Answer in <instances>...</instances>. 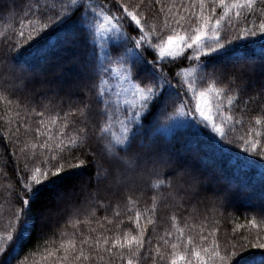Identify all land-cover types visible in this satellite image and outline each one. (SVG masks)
<instances>
[{"label": "snow or ice", "instance_id": "6c2138e0", "mask_svg": "<svg viewBox=\"0 0 264 264\" xmlns=\"http://www.w3.org/2000/svg\"><path fill=\"white\" fill-rule=\"evenodd\" d=\"M257 4L261 5L258 10ZM57 6L58 11L55 10ZM40 7L39 4L36 5L37 10ZM43 8L50 14L46 15L42 11V18L35 25L29 20L27 29L21 21L20 30L16 33L19 39L14 43L10 37L5 40L9 51L0 54V68L5 64H9V67L4 79L0 80V101L20 107L8 97L15 91L27 89L34 79L25 65L11 62L10 53L15 51L19 54L25 45L43 35L46 30L59 29L58 43L67 46L83 44L85 49L79 60L81 74L69 83L67 94L78 92L85 97L95 98V111L100 119L93 124V129L100 151L107 161L103 177L111 176L117 189L120 186L133 187L137 180L145 177L151 180L150 186L154 190L168 189L166 193L159 192L152 197L150 209H145L143 213L136 211L135 234L132 231H124L123 234L117 231L114 238L103 232L93 236L91 233H96L97 229L91 228L88 235L73 234V238L66 244L61 243L62 256L58 251H49L48 256L57 257L55 264H94V261L113 264L117 260L119 264H143V260L149 257L151 264H162L165 260L167 264H238L247 254L244 245L234 244L231 246V253L221 255L216 239L208 243L209 236H215L217 229L213 227L207 235L204 234L207 218L200 226L197 243L193 235H186V232L191 233L196 228V225L188 222L191 217L181 218L174 213L171 216L172 230H166L164 235L156 238L154 252L151 248L146 249V245L151 244L146 237V230L148 225L154 223L158 199L171 200L178 212L184 208L185 203L191 204L197 200L209 185L216 182V177L206 170L191 168L172 143H162L158 134L171 132L176 128H199L203 124L205 128L211 129L214 138H218V145H231L235 142L243 153L264 161V133L260 131L264 128V115L255 116L254 126H250L244 135L229 139V133L237 131L235 125L244 124L243 115L237 119L231 114L237 95L247 91L251 77L257 70L264 75V48L258 56L249 57L240 55L232 49V45L237 40L264 39V0H179V3L176 0H136L135 3L130 0H104L102 3H97L96 0H54L46 2ZM31 11L30 7L29 12ZM245 13L257 15L258 25L239 28L241 18L247 20ZM27 15L28 13L25 14L26 17ZM222 28L226 31L237 30L236 35L225 39L221 35ZM128 30L136 34L129 35ZM149 49L155 53L156 59H147L145 52ZM187 49L195 53L196 65L181 68L175 77L166 73L163 62L167 60L173 63L177 58H183ZM230 49L233 57L231 67L212 62L214 56L227 55ZM187 59L191 61L192 57ZM257 60L260 61L259 65ZM112 64L120 66L123 72L120 80L128 85L116 93L117 99L121 93L125 96L130 94L131 98L124 101L128 105L124 109L119 105L113 108L106 98L111 91L105 87L107 77L115 71ZM181 75L182 80L173 84V79ZM57 87L58 90H63L62 86ZM189 92L195 101L194 109L182 99V96L188 97ZM249 100L260 102L264 112V84L259 88L258 96L249 97ZM177 102L179 107H176ZM248 102L244 103L247 105ZM81 103L82 107L65 112L63 118L59 115L51 116L47 123L44 119L39 120L40 126L35 128L37 142L23 141L20 151L26 159L29 158V148L33 162L37 161L38 155L43 158L33 168H29L28 163L24 165L29 174L22 178V189L17 194L21 206L13 212L14 222L10 220L6 226L10 230L0 233V257H3L0 264H10L9 249L28 233L32 206L41 198L45 189L50 185L55 186L66 177L78 176L90 164L96 166V181L102 179L101 161L95 154L91 161L82 158L87 156L82 149L88 146L87 126L94 109L90 100H82ZM169 105L175 111L167 114L164 124H158L156 115L166 114ZM31 111L40 117L45 114L35 107ZM76 113L84 117L80 121L82 126L78 131L69 132L68 117ZM121 114L123 118L118 119ZM15 115L20 117L19 112ZM178 117L184 119H177ZM114 120L120 125L119 135L110 133ZM24 128V135H29L31 127L25 124ZM10 135L17 137V144L21 143L19 127ZM43 135L47 139L39 142V137ZM83 187L84 185H79L80 190ZM77 194L78 187L73 183L58 188L54 198L59 204L62 200L75 198ZM129 203L135 202L129 198ZM92 215H95L94 211ZM115 215L119 216L120 213ZM142 215H148L143 225L140 223ZM128 219L131 220L132 217L129 216ZM181 219L183 227L180 226ZM103 220L112 223L107 216ZM91 222L87 219L85 221L89 224ZM76 223L79 224L80 221ZM96 223L100 229H105L100 220H96ZM250 223L256 227L255 220ZM116 228L119 229L120 224ZM161 242L165 249L170 247L171 251H162ZM250 247L264 250V241L258 240L251 243ZM247 264H264V255L253 257Z\"/></svg>", "mask_w": 264, "mask_h": 264}, {"label": "trees", "instance_id": "16d2710c", "mask_svg": "<svg viewBox=\"0 0 264 264\" xmlns=\"http://www.w3.org/2000/svg\"><path fill=\"white\" fill-rule=\"evenodd\" d=\"M46 2L51 3L54 0H0V33H3L0 36V54L9 51L5 43L7 38L10 37L12 43L19 39L16 33L20 30L21 21L27 29L29 20L35 25V22L42 18V11L46 15L50 14L43 8ZM96 2L102 3L104 0H96ZM130 2L135 3L136 0H130ZM176 2L179 3V0ZM37 4L41 6L40 10H37ZM30 7L31 12H29ZM256 7L258 10L261 5L257 4ZM158 8L159 6L156 10ZM55 10H59L58 6ZM26 13H28L27 17L25 16ZM232 15L234 16V13ZM245 15L247 20L241 18L238 22L239 28L252 27L253 24L258 25L257 15L248 13ZM160 20L162 22L163 17ZM128 31L129 35L136 34L131 30ZM236 31L234 29L226 31L225 28H222L221 35L225 39H230L236 35ZM58 32L59 29L46 30L43 35L37 36L31 43L25 45L19 54L15 51L10 53L11 62L16 65H25L34 79L27 89L15 91L8 97V99L18 103L20 107H16L15 104L9 105L7 101H0V233L10 230L6 226L10 220L14 222L13 212L21 206L17 194L22 189V178H26L29 174L25 171V163L29 164V168H33L38 165L39 159L43 158L38 155L37 161L33 162L30 158V148L27 150L28 159L20 151L23 141L37 142L35 128L40 126L39 120L44 119L47 123L51 116L59 115L63 118L65 112H71L76 107H82V100H90L94 111L91 113L90 122L87 126L89 132L88 146L82 149L83 152L87 153V156L82 158L91 161L93 154H95L96 158L101 161L102 179L99 182L96 181V166L90 164L78 176L66 177L63 181L57 182L55 186L50 185L49 188L45 189L41 198L32 206L31 225L28 233L14 247L9 249L10 264H55L57 257L55 255L48 256V252L53 251L55 253L58 251L59 255L62 256L61 243L66 244L69 239L73 238V234L76 236H80L81 233L88 235L91 228L97 229L96 233H91L93 236L103 232L104 235L114 238L117 231L121 234L124 231H132L135 234L136 211L139 210L143 213L145 209H150L153 203L152 197L158 195L159 192L166 193L168 191L167 188L154 190L150 186L151 180L147 177L141 180L142 183L139 180L136 181L133 188L120 186L114 192L109 190V185L114 183L111 176L103 177L107 161L100 151V145L95 139L93 129V124H96L100 119L95 111V98L94 96L85 97L84 94L78 92L73 95L67 94L69 83L81 74L79 60L85 49L83 44L67 46L58 43ZM21 43L23 44V41ZM262 48H264V39L260 38L237 40L232 45V49H235L240 55L249 57L258 56ZM232 49L227 55L214 56L212 62L231 67ZM145 55L148 60L157 58L151 49L147 50ZM187 57H192V60L189 61ZM196 63L195 53L187 49L183 58H177L173 63L165 60L163 67L166 73L175 77L181 68L193 67ZM256 63L259 65L260 61L257 60ZM8 67L9 64H5L0 68V80L4 79ZM111 67L116 69L119 76L123 75L119 65L112 64ZM57 72L62 74L61 83H57V79L43 80L48 77L55 79ZM110 74L107 77L105 87L110 88L111 91L106 98L115 108L118 105L115 98L117 85L112 82L114 77ZM182 78V75L176 77L172 83L175 84ZM262 84H264V75L257 70L251 77L247 91L237 95L231 114L237 119L243 115L244 124L235 125L237 131L235 133L230 132L229 139L244 135L250 126H254L253 118L257 115H264L260 102L249 100V97L258 96V90ZM58 85L62 86L63 90H58ZM53 90L56 91V95H54ZM27 91L30 92L27 93ZM182 99L186 105H190L194 109L195 101L192 100L190 92L188 97L182 96ZM245 101H249L247 105L244 103ZM224 103L227 104L226 99ZM33 107L37 111H43L44 116L35 115L31 111ZM119 107L121 108V105ZM176 107H179V102H177ZM174 111L175 109L169 105L166 114L156 115V122L164 124L167 114ZM16 112L20 113V117L15 115ZM122 118V114L118 116V119ZM83 119L84 117L78 113L69 115L68 131H78L79 127L82 126L80 121ZM177 119L182 120L184 118L178 117ZM25 124H28L32 129L29 135H24ZM17 127L20 128L21 133L19 136L20 144L16 143V136L10 135ZM41 131L44 130L41 129ZM260 131L264 133V128H261ZM111 132H115L117 135L120 133V125L115 120L112 122ZM45 139H47L46 135L40 136L39 142H43ZM158 139L162 143L170 141L191 168L197 171L206 170L207 173L216 177V182L209 185L197 200L192 201L191 204L185 203L184 208L178 212L173 207L171 200L158 199L156 214L153 217L154 223L148 225L146 230V237L151 241V244L146 245V249L151 248L154 252L157 244L156 238L164 235L166 230H172L171 216L175 213L181 218L191 217L188 222L196 225V228L191 233L186 232V235H193L197 243H199L200 226L207 218L206 223H204V234L207 235L213 227L217 229L215 236H209L208 243L210 244L213 239H216L221 255H224L225 252L231 253L233 251L232 245L243 244L247 254L238 261V264H247V261L253 257L264 255V250L250 247L251 243L258 240L264 241V161L259 157L243 153L235 142L231 145H218V138H214L211 129L205 128L203 124L199 128H176L171 132L160 133ZM36 151L39 153V149ZM249 161H255V163ZM73 183L78 187L77 196L71 200H62L58 204L54 198L56 190ZM81 184L84 185L82 190L79 189ZM129 198L135 203L130 204ZM93 211L95 215H92ZM117 212L120 213L119 216L115 215ZM105 216L112 221L111 224L103 220ZM129 216L132 217L131 220L128 219ZM147 218L148 215H142L140 223L145 224ZM86 219L92 222L90 224L85 223ZM96 220L104 223L105 229H100ZM252 220L256 221V227L250 223ZM77 221L80 223L77 224ZM121 221L123 223H120ZM117 224H120L119 229L116 228ZM180 226H184L183 219H181ZM161 246L162 251H171L170 247L165 249L162 242ZM105 256L107 258L106 253ZM0 261H3V257H0ZM94 264H104V262L94 261ZM113 264H119L118 260L114 261ZM143 264H151V257L143 260ZM162 264H167V260Z\"/></svg>", "mask_w": 264, "mask_h": 264}, {"label": "rangeland", "instance_id": "374dc122", "mask_svg": "<svg viewBox=\"0 0 264 264\" xmlns=\"http://www.w3.org/2000/svg\"><path fill=\"white\" fill-rule=\"evenodd\" d=\"M113 69H115V68H113ZM110 75H112L114 78H113V80H112V82L115 84V85H117V87H116V91H115V98H116V103L118 104V105H121V109H124V108H127L128 107V105L127 104H125L124 103V101L125 100H128V99H130L131 97H130V94L128 95V96H125L123 93H121V96L119 97V99H117V96H116V93L117 92H121V89L122 88H126L128 85H127V83L126 82H123V81H121L120 80V76H119V74L117 73V71H116V69H115V71L113 72V73H111ZM48 80V81H50V80H56V82L57 83H61V80H62V74L61 73H59V72H57V76L55 77V79L54 78H52V77H48V78H44L43 80ZM57 85V84H56ZM28 92H30V91H27V93ZM53 92H54V95H56V91H54L53 90ZM138 181V180H137ZM141 183H142V181L141 180H139ZM134 187V186H133ZM133 187H129V188H133ZM116 189H117V187H116V185L115 184H112V185H109V190L111 191V192H114V191H116ZM131 190H133V189H131ZM44 219V218H43ZM45 220V219H44Z\"/></svg>", "mask_w": 264, "mask_h": 264}]
</instances>
